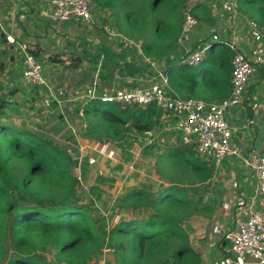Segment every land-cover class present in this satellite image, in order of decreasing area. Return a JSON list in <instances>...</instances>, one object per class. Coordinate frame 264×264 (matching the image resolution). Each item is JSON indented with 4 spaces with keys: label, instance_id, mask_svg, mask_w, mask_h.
I'll use <instances>...</instances> for the list:
<instances>
[{
    "label": "trees",
    "instance_id": "1",
    "mask_svg": "<svg viewBox=\"0 0 264 264\" xmlns=\"http://www.w3.org/2000/svg\"><path fill=\"white\" fill-rule=\"evenodd\" d=\"M91 1L93 15L108 11L115 16L126 9L125 20L132 18L137 23L142 19L151 34L167 41L156 58H163L162 69L176 94L205 101L222 100L230 95L233 52L226 45H211L205 59L196 67L178 65L169 59L180 33L183 0H139L140 5H135L134 0ZM237 3L250 22L264 28V0H237ZM192 14L199 23L214 22L207 4H196ZM99 20L109 21L102 17ZM112 21L119 26L117 21ZM0 35L4 36L1 32ZM151 49V45L144 44V56L148 57ZM100 53L98 57L103 55ZM2 55L8 57L10 53L3 50L0 58ZM101 67L109 68L106 63ZM38 90L33 88L31 93L38 94ZM20 92L25 90L15 88L7 97H0V117L15 104L8 98ZM64 112L58 114L56 133L68 119L80 115L86 140L119 145L122 153L126 151L121 146L126 132L146 137L144 134L161 127V111L155 105L122 108L92 100L78 102L73 109L66 106ZM184 151L182 155L159 156L158 164L162 159H171L175 165L190 170L195 180H208L213 174V162L203 159L195 150ZM71 153L66 146L0 121V264H91L104 245L110 249L113 264H192L189 228L184 226V221L195 214L197 201L189 199L175 184L160 185L155 190L130 188L113 202L119 210L134 213L142 210L143 216L122 220L108 228V222L94 208L95 200L101 197L99 187L89 188L85 204L76 195L72 170L78 165V158ZM87 165L85 158L82 173ZM97 181L105 179L99 177Z\"/></svg>",
    "mask_w": 264,
    "mask_h": 264
},
{
    "label": "crops",
    "instance_id": "2",
    "mask_svg": "<svg viewBox=\"0 0 264 264\" xmlns=\"http://www.w3.org/2000/svg\"><path fill=\"white\" fill-rule=\"evenodd\" d=\"M48 8V0H0V32L4 34L5 40L7 36L14 40L13 44L6 42L8 44L6 51L11 52L16 48V56L19 60V52L24 50L34 56L39 64L52 66V70L56 73L60 67L66 68L64 76L62 74L56 78L52 75L46 76L47 87L38 88L39 93L44 90L52 94L54 100L51 98L50 102L56 113H61L62 110L61 114H65L64 108L66 106L70 108L68 103L77 102L79 98L84 99L80 103H85L86 92L93 86L98 91L110 92L120 88L151 85L158 80L149 71L147 65L136 57L138 53L132 48L130 40L111 31L107 32L108 29L99 32V28L94 30V25L89 27L77 21L49 22L41 14ZM212 16L214 18L212 24L198 23L190 36L189 45L192 48L210 47L238 39V47L252 61L254 67L257 66V72H259L258 68H261L258 75L261 83L253 87L255 76L253 79L249 78V86L240 105L241 108H231L225 113V120L232 130L231 145L239 149L243 157L249 158L264 151V41L257 43L248 38L245 21L249 19L241 12L237 26L235 25L237 34L226 19L223 20L221 17L217 19L213 14ZM129 49L133 51L130 53ZM98 51L103 55L98 57ZM216 54L217 50L214 51V55ZM103 63L109 68L104 70L101 67ZM134 68L138 69V72H135ZM30 88L32 91L33 87ZM83 89L84 94L81 93L84 92L81 91ZM216 101L219 100L208 99L205 102ZM245 109L250 110V114L246 115L247 119L249 118L248 124L243 119ZM161 126L166 129H176L177 121L175 118L172 122L164 118ZM155 132L144 135L150 137L152 133L156 134ZM166 132L164 135H171L170 132H167L168 134ZM165 138L164 136L157 138L156 144L161 146L162 151L156 150L155 158L143 157L144 170L148 162L154 163L158 168L157 157L160 155H182L186 153L184 150H195L192 138V144L188 143L189 137L182 139L183 141L178 139V143L176 142L178 148L171 144L169 148L174 147V150L166 153L162 145ZM87 141L86 144L92 140ZM154 147L157 149V146ZM170 160L162 159V165H166ZM199 173L206 172L199 171ZM194 181L190 189L195 188L197 191L189 192L188 196L189 199L197 201L196 212L184 221V226L189 228V245L193 251L189 257H194L190 263L234 264L230 256L227 236L234 231L237 221L245 220L249 216L250 206L252 210L259 209L258 211L264 212V202L253 201L255 193L252 172L241 159L230 157L220 167L213 169V174L208 180L202 182L194 179ZM160 185L167 186L164 183Z\"/></svg>",
    "mask_w": 264,
    "mask_h": 264
},
{
    "label": "rangeland",
    "instance_id": "3",
    "mask_svg": "<svg viewBox=\"0 0 264 264\" xmlns=\"http://www.w3.org/2000/svg\"><path fill=\"white\" fill-rule=\"evenodd\" d=\"M183 1L182 6H184V8L180 9V18H182V12L185 8L189 6L194 8L198 3L207 4L208 6L211 5V7L213 5L216 8L219 6L222 11L223 20L226 19L227 21H229L228 15L230 16V12H233V10L239 11L237 0ZM134 3L135 5H140L142 2L134 0ZM125 10L123 13L121 12L115 16H111L108 11L101 13L103 16L101 14L99 15V13L93 15L94 26H92L94 30H98L97 28H99L98 31L100 32L108 29L107 32L111 31L112 33L119 34L131 42L137 43L141 48L144 44L151 45L152 49L149 55H147V58L156 60L155 62L158 64L159 68H162L164 66L163 58L160 59L156 57L159 49L166 45L167 41H160L157 35L155 37L154 34H151L149 27L143 24L142 19H139L137 23H134L132 18L125 20V14L127 12ZM127 10H129L128 7ZM160 12L162 13L163 10ZM99 17L108 19L109 21H103L102 24ZM118 17L122 19L120 23ZM111 19L117 21L119 26L113 23ZM255 25L257 26L258 24ZM258 26L261 25L259 24ZM164 37L166 38V36ZM6 42L7 40L4 41L3 37L0 36V50H8V44ZM9 52L10 51H8V53ZM40 66L43 70L42 74L44 77L52 75L53 78H56L60 74L64 76L67 71L66 68L60 67V70H57L58 73H56V71L52 70V66L41 64ZM21 69L22 63L16 56V48L12 49L8 57L2 55L0 58V97H7V94L15 88H23L25 90L24 93L20 92L8 98L15 102V104L4 110V113L0 117V121L14 128L25 129L37 133L44 138L52 140L58 145L66 146L69 151L72 152L71 154H73V157L78 158V165L72 170V176L76 180L75 191L77 197L81 199L82 203H87L89 188L94 185L98 186L101 197L95 200L94 208L96 209V214L108 222V228L109 226L116 225L122 220L128 221L143 216L144 213L142 210L137 213L119 210L116 206V202H113L116 197L121 196L130 188H152L155 190L160 184L164 183L176 184V186L179 187L178 189L187 194L192 192L190 186H192L195 181L192 173L187 170L185 166L175 165L170 161L164 166L162 162L159 163L158 168L157 166L155 167V164L152 162H148L145 170L142 167V159L144 156L155 158V151L159 149L162 151L161 146L156 144L157 138L162 136L166 137L163 140L164 144H162L164 145V152L166 153L172 152L174 147L178 146V139L183 141L184 138H189L183 133H180L181 131L179 129H166L162 126L157 127L156 134L152 133L150 137L136 136L130 134V132H126L121 140L122 148L126 149L124 153H122L119 145L116 144L101 145L93 140L86 144L87 140L81 129L85 124L80 115L68 119L67 124L56 133L55 130L59 121L58 114H61L63 111L61 110V113L53 111L54 107L51 106V102H49L47 106L45 105L44 101L50 100L48 92L42 90L43 94L38 93L33 95L30 87L23 86L21 81ZM258 69L260 72L261 68L259 67ZM151 72L153 73L152 68ZM259 72H257V66H255V72L251 76L252 79L255 76L252 84L253 87L261 83L258 78ZM68 82L70 83V80ZM248 86L249 84L247 88ZM81 91H84L81 92L82 94L85 93L84 89ZM72 98L74 97H71V99ZM52 100L54 99L52 98ZM83 101V98H79L77 102L71 101L68 104L69 107L73 109L74 104ZM240 105L235 108H241ZM243 114H245L243 117L244 122L248 124L249 118L247 119L246 115L250 114V110L245 109ZM165 119L171 122L174 120L173 117ZM163 123L167 125L166 122ZM164 130L170 133L175 130L180 136L176 133L175 135H164V132H166ZM154 136H156L155 139ZM189 142L192 144L191 138H189L188 143ZM171 144L174 145L172 149L169 148ZM154 146H157V149H155L156 147ZM85 158L88 160V165L86 172L82 173V163ZM157 160H159L158 157ZM130 165L134 166V170L128 168ZM99 177H103L105 181L98 182L97 179ZM109 179H113L114 182L111 183L107 181ZM104 214H106V217L103 216ZM91 264H113L110 249L104 245L101 254L95 258Z\"/></svg>",
    "mask_w": 264,
    "mask_h": 264
},
{
    "label": "built area",
    "instance_id": "4",
    "mask_svg": "<svg viewBox=\"0 0 264 264\" xmlns=\"http://www.w3.org/2000/svg\"><path fill=\"white\" fill-rule=\"evenodd\" d=\"M49 8L42 11V16L52 23H68L77 21L85 26L94 24L91 0H48ZM192 6L182 12L180 33L175 42V48L169 59L178 65L196 67L202 62L208 52L209 46L192 48L190 36L198 26V21L192 14ZM215 18H223L220 7L209 6ZM240 12H230L231 28L237 34V20ZM248 27V38L260 43L264 41V28L258 27L249 20L245 21ZM234 34V33H233ZM8 43L14 40L7 36ZM239 40L231 39L222 44L232 52L231 64V92L230 95L216 102H205L198 99L182 98L170 87L166 74L158 64L144 56L142 48L132 43L142 63H145L153 75L158 79L151 85L136 88H120L114 91H98L92 87L85 95L86 101L100 100L124 108L126 106L147 107L155 105L160 111V124L162 119L173 117L177 119V129L184 135L192 138L196 153L205 160L213 162L214 169L218 168L230 157L241 159L254 178V200L264 202V151L249 158L243 157L240 150L231 145L232 130L225 120V113L231 108L242 104L249 78L255 72L252 61L238 47ZM133 50L129 49L131 53ZM20 53L22 63L21 81L26 87L43 89L47 82L42 74V68L34 56L24 52ZM133 54V53H132ZM177 55V56H176ZM151 67V68H150ZM50 100L52 94H49ZM50 100H45L47 106ZM61 104L60 102L58 103ZM134 170V166L128 167ZM106 217V214L103 215ZM230 243V256L234 264H264V212L249 209V216L245 220L236 222L234 231L227 236Z\"/></svg>",
    "mask_w": 264,
    "mask_h": 264
}]
</instances>
